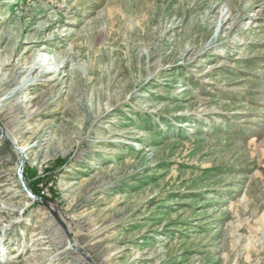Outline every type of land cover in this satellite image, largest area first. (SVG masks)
Returning a JSON list of instances; mask_svg holds the SVG:
<instances>
[{
  "label": "rangeland",
  "instance_id": "374dc122",
  "mask_svg": "<svg viewBox=\"0 0 264 264\" xmlns=\"http://www.w3.org/2000/svg\"><path fill=\"white\" fill-rule=\"evenodd\" d=\"M0 127V264H91L21 146L95 264H264V0H0Z\"/></svg>",
  "mask_w": 264,
  "mask_h": 264
},
{
  "label": "water",
  "instance_id": "95a60500",
  "mask_svg": "<svg viewBox=\"0 0 264 264\" xmlns=\"http://www.w3.org/2000/svg\"><path fill=\"white\" fill-rule=\"evenodd\" d=\"M0 132L3 136V139L9 144V145H13L12 141L10 140V137L8 135H6L4 129H2L0 127ZM14 146V145H13ZM16 148V146H15ZM17 150L19 151V154L21 155L20 157V161H19V165L17 166V172L20 176V182H21V186L23 187L24 191L33 199H37L39 201H43L44 204L46 205V207L51 210L50 208V199H47L43 196H39L37 194H35L31 188L28 186L27 182L24 180L23 178V168H22V165H23V161L25 159V156H24V152L23 150L19 147H17ZM56 216V221H58L62 227V229L65 231L67 237L69 238L70 240V243L71 245L77 249L91 264H95L92 259L89 257V255L83 250V249H80L79 247L76 246L74 240H73V237H72V232L69 230L68 228V225L66 224V222H64L57 214L55 215Z\"/></svg>",
  "mask_w": 264,
  "mask_h": 264
},
{
  "label": "bare ground",
  "instance_id": "6f19581e",
  "mask_svg": "<svg viewBox=\"0 0 264 264\" xmlns=\"http://www.w3.org/2000/svg\"><path fill=\"white\" fill-rule=\"evenodd\" d=\"M38 63H39V61H38V58L36 57L35 58V60H34V63H33V65H32V68L33 67H36V65H38ZM25 86L26 85H29V82H31L32 81V79L29 77V78H25ZM5 131V130H4ZM6 133V132H5ZM21 148L25 151V149H26V147L25 146H21ZM18 165H19V163H18ZM25 166H26V163L23 161V165H22V168L24 169L25 168ZM23 178H24V180L27 182V184H28V186H29V183H28V181H27V179L25 178V175H24V172H23ZM22 187V186H21ZM30 187V186H29ZM23 188V187H22ZM32 201H33V199H30V203H32ZM50 208H51V210H50V212H51V215L52 216H54V217H56L55 215L57 214L64 222H65V219H64V217H63V215H62V212H61V208L58 206V204L57 203H55V202H50ZM69 228H70V231H71V227L69 226ZM41 237H38L37 239H35V240H39ZM79 260L80 261H83V259L81 258V257H79Z\"/></svg>",
  "mask_w": 264,
  "mask_h": 264
},
{
  "label": "trees",
  "instance_id": "16d2710c",
  "mask_svg": "<svg viewBox=\"0 0 264 264\" xmlns=\"http://www.w3.org/2000/svg\"><path fill=\"white\" fill-rule=\"evenodd\" d=\"M25 173H26V172H25ZM30 185H31V184H30ZM31 188H32V190H33L35 193L40 194L39 189L33 187L32 185H31Z\"/></svg>",
  "mask_w": 264,
  "mask_h": 264
}]
</instances>
